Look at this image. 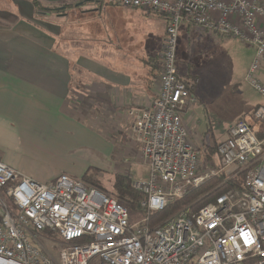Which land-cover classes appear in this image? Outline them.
I'll list each match as a JSON object with an SVG mask.
<instances>
[{"label": "built area", "instance_id": "2783aa9c", "mask_svg": "<svg viewBox=\"0 0 264 264\" xmlns=\"http://www.w3.org/2000/svg\"><path fill=\"white\" fill-rule=\"evenodd\" d=\"M167 19L158 92L145 108H131L129 135L148 167L132 179L142 212L162 210L210 177L244 171L242 187L219 194L194 215L188 209L148 227L131 222L117 200L80 178L60 174L42 182L0 159V264H264V105L227 128L214 168L201 167L200 146L188 137L182 112L190 86L175 67L179 30L186 23L255 48L247 81L264 98V0H105ZM62 241L54 255L42 234ZM41 234V235H40Z\"/></svg>", "mask_w": 264, "mask_h": 264}, {"label": "crops", "instance_id": "0c3cea01", "mask_svg": "<svg viewBox=\"0 0 264 264\" xmlns=\"http://www.w3.org/2000/svg\"><path fill=\"white\" fill-rule=\"evenodd\" d=\"M40 1L79 6L83 0ZM88 1L93 3L92 7L82 14L92 13L88 19L92 18L91 22L84 18L69 25L66 21L65 37L70 54H63L62 58L54 49L53 35L57 34L42 33L34 27L42 14L35 13L31 0H0V159L47 182L62 173L72 176L80 171L72 157L81 158L75 151L83 147L77 142L83 134H91L102 145L110 136L119 139L124 135L118 149L124 162L122 166V162L117 163V172L132 179H145L148 167L140 156V146L130 138L128 111L149 107L157 95L158 76H152V62L154 57L159 66L167 19L149 10ZM106 13L111 14L112 36L117 40L114 67L86 68L87 50L78 51L80 43L85 42V48L89 45V39L82 43V36L91 37L96 15L104 19ZM106 26L111 30L110 24ZM128 49L132 51L130 55L125 52ZM259 78L264 83V71ZM193 100L183 110L182 121L188 137L200 143L201 134L186 126ZM258 105H264V101L250 110ZM254 129L264 138L261 126ZM107 147L110 155L117 150L115 143ZM206 148L202 143L201 149ZM133 159L137 163L140 160L134 169Z\"/></svg>", "mask_w": 264, "mask_h": 264}, {"label": "rangeland", "instance_id": "374dc122", "mask_svg": "<svg viewBox=\"0 0 264 264\" xmlns=\"http://www.w3.org/2000/svg\"><path fill=\"white\" fill-rule=\"evenodd\" d=\"M76 4L72 3L56 14H49V16L42 14L41 19L34 26L42 33L57 34L53 35V37L55 36L54 49H56V54L62 58L63 54H70L68 39L65 37L66 21L71 25L72 21H83L84 18L88 20L90 14H92H82L83 10L92 7V2H86L79 6ZM9 5L13 7L11 2H9ZM101 16L96 15L95 17L92 24V27H94L92 36L89 35V38L86 34L82 36L81 42H87L89 39V45H86V48L84 47L85 42L79 45L80 50L78 53L87 50L86 54L89 57L86 55L84 67L90 69L114 67L113 54L117 50V40L112 36L111 14H104L105 20L99 18ZM10 19L13 18L10 17ZM91 20L92 18L88 21L91 22ZM107 24L112 26L111 30L108 29ZM85 28L87 29V27ZM101 33L103 34L100 37ZM125 52L128 55L132 53L130 49L125 50ZM254 53L255 48L249 43L235 37L221 36L203 30L193 23L183 24L179 30L175 67L178 74L192 87L190 96L193 95L192 98H194L191 112L189 117L187 116L186 126L193 133L197 134L199 132L201 134L203 141L199 143L194 140L197 144L199 143L200 149L202 143L208 149L210 148L209 151L201 149L200 163L202 168L211 169L216 165L217 156H213L211 149L216 143L225 139L228 126L241 118L250 123L252 121L251 106L264 101V98L246 79L249 66L254 59ZM123 139H125L124 135L120 136L119 139H116L113 135L110 136V140L106 144L102 145L100 141L99 143L96 142L91 134H83L77 141L83 147L79 151H75L79 152L81 158L78 160L77 157H72L74 166L80 169L81 172L77 170L71 175L82 178L85 171L91 169L93 179L98 183L109 185L108 181L111 179L112 174L118 170L117 163L122 162V166L124 162L123 156L119 158L118 155L120 152L118 151L119 143L121 144ZM111 143H115L117 148L116 152L113 155L111 154L112 156L107 151V146ZM136 150L139 153L138 147ZM131 162V168L134 169V164H138L140 160L138 163L135 159ZM48 172L52 173L53 171ZM88 184L92 185L89 182ZM141 218L142 214L137 211L130 214L131 222L140 221ZM42 236L46 247L51 249L54 255H57L62 244L59 236L57 234L48 235L47 233L42 234Z\"/></svg>", "mask_w": 264, "mask_h": 264}, {"label": "trees", "instance_id": "16d2710c", "mask_svg": "<svg viewBox=\"0 0 264 264\" xmlns=\"http://www.w3.org/2000/svg\"><path fill=\"white\" fill-rule=\"evenodd\" d=\"M82 2V4H84L89 1L83 0ZM100 2L106 3L107 1L100 0ZM31 4L35 10V13H40L43 15L59 13L71 5V3L68 2L45 5V3L40 0H31ZM153 61L154 62H152L153 65L151 70L152 76H158L160 68L154 57ZM250 125L254 128L258 124L256 122H252ZM256 135L259 137L257 131ZM217 144L218 143H216V145L211 149L213 156L216 155ZM206 150L209 151L210 148L208 149L207 147ZM207 154L209 153L207 152ZM90 170L91 169H87L80 179L84 182H89L109 197L117 200L128 210L129 214L135 213L137 211L138 213L146 216V225L148 227H154L186 208L188 209V215L191 216L196 214L201 207L214 201L219 194L232 189H240L243 184L242 180L244 175V171L241 170L235 172L231 176L220 174L210 177L198 187H189L181 199L167 204L162 210L144 213L139 209V201L143 198V195L141 192L136 191L132 187V178L128 174L114 172L111 176V179L108 181L109 185H106L98 183L95 179H93V172Z\"/></svg>", "mask_w": 264, "mask_h": 264}]
</instances>
